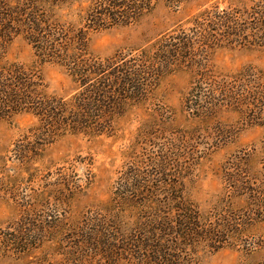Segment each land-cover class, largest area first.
Here are the masks:
<instances>
[{
  "label": "rangeland",
  "instance_id": "374dc122",
  "mask_svg": "<svg viewBox=\"0 0 264 264\" xmlns=\"http://www.w3.org/2000/svg\"><path fill=\"white\" fill-rule=\"evenodd\" d=\"M256 5L257 0H184L176 6L171 0H159L139 23L91 34L90 49L95 56L111 57L120 51L146 47L173 30L193 28V19L212 7L245 12ZM89 6V2L84 3L85 9ZM79 13L64 5L54 17L64 24L79 26ZM246 17L244 21H248L247 14ZM248 34L246 41L225 43L206 54L208 69L217 77L213 79L234 85L229 96L245 92L240 87L245 76L253 75L255 79L256 74L264 73V46L258 45L261 40L256 39L257 31L250 29ZM5 59L38 70L51 95L70 99L79 92L64 67L43 62L23 37L9 45ZM195 78L194 70L168 71L147 102L118 118L109 135L69 134L41 141L35 136L37 119L32 114L1 120L0 264H83L74 250L79 241L76 235L89 231L90 223L99 214L102 225L110 226L114 217L126 230L151 218L150 211L139 204L122 206L119 194L125 192L124 187L131 189L137 171L143 172V178L159 172L157 165L163 158L170 173L177 174L171 176L173 183L181 185L185 199L204 214L219 210L223 216L232 213L238 218L253 204L262 207L264 214V99L256 106L228 101V105L216 110L213 127L219 126L221 131L215 133L205 120L202 123L198 108L187 101L196 95ZM252 85L255 90L264 86L259 81ZM29 147L39 150L26 164L22 156ZM237 165L245 174L237 170ZM237 174L243 175L249 187L239 193L228 181ZM156 180L159 176L146 177L144 183L152 186ZM162 189L155 200L168 199L165 187ZM136 198L140 203L141 199ZM262 214L253 217L256 221L244 239L264 241ZM29 219L41 229L52 227L40 232L41 241L37 240L24 254L6 249V235ZM117 227L122 230L119 223ZM120 237L111 239L117 248ZM238 244L203 249L190 264H264L263 248L255 245L254 251L248 253L244 242ZM90 255L85 264H144L130 254L118 256L115 263Z\"/></svg>",
  "mask_w": 264,
  "mask_h": 264
},
{
  "label": "trees",
  "instance_id": "16d2710c",
  "mask_svg": "<svg viewBox=\"0 0 264 264\" xmlns=\"http://www.w3.org/2000/svg\"><path fill=\"white\" fill-rule=\"evenodd\" d=\"M158 1L0 0V121L23 113L32 114L37 119L35 136L41 141L69 134L109 135L115 129L117 119L136 106L144 105L160 80L172 69L186 68L196 72V95L187 101L198 108L202 123L205 120L210 127L214 126L216 110L228 105V101L233 105L256 106L255 103L264 99V86L255 90L252 85L256 81L264 85L263 72L256 74L255 79H252L253 75L245 76L246 80L240 85L245 92L236 91L237 97L235 93L229 96V92L233 93L230 87L235 88L234 85L213 79L217 77L208 69L206 55L225 43L248 39L250 29L257 31L256 39L261 40L258 45L264 46V0H257V5L245 12L212 7L193 19V28L173 30L137 50L120 51L107 58L91 52V34L139 23L154 10ZM171 1L177 6L184 0ZM86 2L90 6L85 9ZM64 5L69 11L80 12L79 26L69 22L64 24L54 17ZM246 14L248 21H244ZM18 37L28 41L43 62L64 67L78 85L79 92L70 99L51 95L38 70L7 61V48ZM252 96L255 97L253 101ZM218 127H213L215 133H220ZM38 150L37 147L24 150L23 162L28 164L37 156ZM161 162L157 165L159 172L146 175L159 176L156 185H146L143 172L137 171L131 189L124 187L125 192L119 194L122 206L139 204L141 209L150 211L151 218L146 223H137L129 232L122 228L118 218L113 217L114 224L110 226L102 225L99 214L90 223L89 231L76 235L79 241L74 250L83 264L90 254L113 263L118 261V256L130 254L144 264H190L201 250L220 249L225 244L244 242L248 253L254 251L255 245L264 249V241L257 243L244 239L256 217L262 214V207L256 208L253 204L241 215L244 217L238 215V218L232 213L223 216L219 210L206 215L185 199L181 185L178 187L173 183L171 176L177 177V174L170 173L165 158ZM237 170L245 174L238 165ZM242 174L228 178L238 193L249 188ZM163 186L168 199L155 200ZM262 216L263 220L264 214ZM31 221L26 220L20 229L6 235V249L24 254L37 240L41 241L40 232L52 227L41 229L37 222ZM118 223L122 230L118 229ZM118 235L121 237L117 248L111 239Z\"/></svg>",
  "mask_w": 264,
  "mask_h": 264
}]
</instances>
